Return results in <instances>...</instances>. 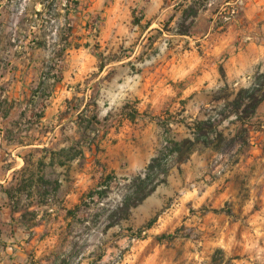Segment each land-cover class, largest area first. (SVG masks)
Instances as JSON below:
<instances>
[{
	"label": "rangeland",
	"instance_id": "obj_1",
	"mask_svg": "<svg viewBox=\"0 0 264 264\" xmlns=\"http://www.w3.org/2000/svg\"><path fill=\"white\" fill-rule=\"evenodd\" d=\"M87 1L21 0L17 7L18 0H14L13 4L5 2L0 8L5 18L0 23L3 96L22 100L46 65L56 64L62 83L46 102L44 122L49 127H57L61 146L67 143L60 137V128L64 126L67 134L75 131L80 100L85 102L81 110L86 103L95 101L102 122L96 132L100 151L87 153L86 160L75 161L69 171L58 169V173L67 172L62 176L63 205L80 208L74 219L65 220V213L59 212V219L44 229L42 236L55 228L51 234L57 240L48 255L56 251L68 264H264V185L255 202L248 205L250 181L239 178L240 184L235 185L231 177L236 164L247 157L251 144L243 155H235L237 146L225 154L198 147L187 162L170 169L166 183L132 209L129 219L107 227L123 200V178L131 179L144 171L151 158L165 148L169 139L166 126L171 128L175 140L188 138L187 125L218 113L224 107V98L232 100L240 89L235 92L232 87L220 88L215 95L219 101L203 103L198 106L199 110H192L189 100L197 92L192 91V86L199 80H176L172 76V62L176 65V74L183 73L184 64L182 52L174 51L178 43L171 38L175 34L173 29L165 26L161 33L155 32L143 39L141 36L122 41L111 38L105 44L100 39L102 19L88 12ZM44 9L45 13L37 19L36 13ZM8 17L13 19L12 26L6 23ZM66 34L71 35L64 42ZM34 38L46 40V48L33 47L30 42ZM76 45L79 47L75 48ZM65 46L63 53L61 49ZM98 54L103 56V69ZM160 82L165 84L161 87L172 92L163 109H147L134 122L122 117L120 110L125 104L137 107L138 103L122 104L116 91L118 84H136L150 91ZM254 83H259L257 74ZM185 89L189 91L184 93ZM37 106L41 108L43 103L38 102ZM107 117L109 120L105 121ZM233 120L235 117L231 116L222 124L226 135L234 134ZM250 129L263 131L264 120L253 122L251 119ZM1 142L0 134V145ZM11 151L14 152L13 148H0V161L7 159ZM28 151L15 150L24 154ZM133 161L137 172L124 175L122 170ZM113 164L120 172L113 169ZM110 173L117 177L113 189L104 200L89 201L86 196ZM155 217H158L156 223L146 229ZM39 239L38 246L44 244ZM34 255L38 254L33 249L31 256ZM15 261L27 263L18 256Z\"/></svg>",
	"mask_w": 264,
	"mask_h": 264
},
{
	"label": "trees",
	"instance_id": "obj_2",
	"mask_svg": "<svg viewBox=\"0 0 264 264\" xmlns=\"http://www.w3.org/2000/svg\"><path fill=\"white\" fill-rule=\"evenodd\" d=\"M20 2L21 0H18L16 3L17 7ZM53 2L49 6L51 9ZM202 5L204 1L198 0L186 10L174 31L176 35L190 36L198 9ZM44 13L45 9L37 12V19H40ZM46 13L49 15L50 11ZM65 16L67 18L68 13ZM70 35L66 34L62 41L67 42ZM30 44L35 48L47 46L46 40L38 38H34ZM78 47L79 45L75 46V48ZM65 51L66 46L61 49V52ZM98 57L102 60L101 69H103L105 64L102 54H98ZM55 66L56 64L46 65L37 76V80L32 82L34 86L22 102L10 101L7 96H3L5 90L1 85H4V82L0 81V125L2 126L0 134L9 146L30 147L28 153L18 155L24 161L23 167L15 170L10 181L5 186H1V192L4 195L3 206L10 210V223H3L2 206H0V244L6 226L10 228V237H15L17 228H21L30 233L29 240H32L37 228L56 219V211L64 212L66 220L76 218V211L80 207L67 209L63 205L60 195L64 186L62 176H65L67 172L58 173V169L69 171L70 165L75 161H85L87 153L100 151L96 132L102 122L99 119L95 101H92V104L86 103L81 110L85 102L80 100V105L77 107L80 112L72 134H67L63 129L64 126L60 128V137L65 138L63 141L67 143V146L62 147L59 138L54 134L49 136L54 128L49 129L43 126L46 102L49 101L55 88L62 83ZM257 80L259 83H254L248 88H241L232 100L226 98L224 107L218 113L209 114L205 119H197L187 125L190 135L188 138L181 141L175 140L171 135V128L166 126L169 139L165 148L151 158L144 171L131 179L123 178L124 184L121 187L124 193L123 200L116 213L110 217L111 222L107 227L115 226L116 221L129 219L132 209L141 205L157 187L166 183L170 169L174 165L187 162L198 147L225 154L237 146L235 155H243L250 147V121L256 115L260 105L264 103V72L257 74ZM38 102L43 103L41 108L37 106ZM120 114L130 122H134L140 116L138 109L128 103L121 108ZM231 116L235 117V120L231 121L235 125V131L234 134L230 132L226 135L221 127ZM108 120V117L105 118V121ZM45 137L48 138L46 145L43 141ZM11 165L12 163L8 166ZM116 179L113 173L104 176L100 186L91 191L86 196L87 199L93 202L104 200L116 184ZM118 215L119 218L114 220V217ZM157 219L158 217L153 218L145 228L150 229ZM52 257L54 264H68V261L65 258L62 259L61 254L56 251Z\"/></svg>",
	"mask_w": 264,
	"mask_h": 264
},
{
	"label": "crops",
	"instance_id": "obj_3",
	"mask_svg": "<svg viewBox=\"0 0 264 264\" xmlns=\"http://www.w3.org/2000/svg\"><path fill=\"white\" fill-rule=\"evenodd\" d=\"M196 1L198 0H89L87 3L89 5L88 12L101 17L100 39L103 43L108 44L107 42L111 38L113 41H122L123 38L124 40H131L136 36H141L143 39L155 32L161 33L165 26L175 30L186 10ZM202 1H204V5L198 9L190 36L176 34L171 36L178 43L174 51L182 52L184 63L181 66L183 73L176 74L174 71L176 65L174 61L172 62V76L176 80H199L192 86V91H197L192 101L189 100V104L192 102V110H199L198 106L203 103L210 104L219 101L215 95L220 88L226 90L232 87V91L237 92L241 88L249 87L256 74L264 72V0ZM5 2L13 4L14 0H1L0 8L3 7L1 5H5ZM228 4H237L238 14L231 22L223 24L219 14L221 9ZM4 19V15L0 14V23L4 22ZM12 21L13 19L8 17L6 23L12 26ZM207 80L210 82L207 83ZM0 81L4 82V78L0 77ZM161 83H156L150 91L148 88H140L136 84L128 83L123 86L118 84L119 88L116 91L119 99L122 100V104L137 102L136 108L140 113L147 109L159 111L168 104L169 95L172 93L171 89L161 87L165 85ZM188 91L185 89L184 93ZM7 97L10 101L22 102L27 96L22 100ZM186 97L189 98L190 96L187 95ZM224 99L225 104L226 98ZM45 117L46 109L42 124L49 127L44 122ZM252 120L253 122L264 120V103L260 105ZM60 121L62 122L61 118ZM50 127L49 129L54 128L53 134L58 137L57 127ZM45 139L46 137L43 138V141L46 145ZM250 144L247 157L242 158L236 164L231 174L232 183L235 185L240 184L239 178L245 179L246 177L250 181L252 189L248 196V205L255 202L261 185H264V130L251 131ZM4 147L14 150V152L11 151L7 154V159L0 161L2 221L9 224L10 210L3 206L4 195L1 192V186H5L10 181L12 173L24 165L23 159L18 156L24 152H17V154L15 150H29L30 147L9 146L2 138L0 148ZM18 160L21 161V164L18 163ZM10 163L12 165L9 167ZM136 165V162L133 161L122 172L126 176L132 175L138 170ZM113 169L120 172L115 164H113ZM238 185L237 193L240 190ZM66 207L70 209L68 206ZM59 212L56 211L55 220L59 219ZM47 225L50 226V224H45L37 228L36 235L33 236L32 240H29L30 233L21 228H17L15 237H10V228L6 226L0 244L1 263L16 264L15 257L18 256L19 259H23V262H27L23 264H54L52 259L54 252L48 254L57 242L51 234L55 228L48 235H41ZM39 237L42 238L40 242L44 244L38 246L36 241L40 240ZM33 249L38 255L31 256ZM38 249L43 251L39 252Z\"/></svg>",
	"mask_w": 264,
	"mask_h": 264
},
{
	"label": "built area",
	"instance_id": "obj_4",
	"mask_svg": "<svg viewBox=\"0 0 264 264\" xmlns=\"http://www.w3.org/2000/svg\"><path fill=\"white\" fill-rule=\"evenodd\" d=\"M237 14H238L237 4L236 5L228 4L226 5V7L221 9L219 17L221 18L223 24H227L231 22L237 16ZM175 30H173V33Z\"/></svg>",
	"mask_w": 264,
	"mask_h": 264
}]
</instances>
